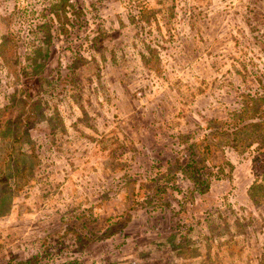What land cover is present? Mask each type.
I'll list each match as a JSON object with an SVG mask.
<instances>
[{
  "label": "rangeland",
  "instance_id": "rangeland-1",
  "mask_svg": "<svg viewBox=\"0 0 264 264\" xmlns=\"http://www.w3.org/2000/svg\"><path fill=\"white\" fill-rule=\"evenodd\" d=\"M5 42L0 264H264L249 152L221 148L207 193L149 197L264 94V0H0Z\"/></svg>",
  "mask_w": 264,
  "mask_h": 264
},
{
  "label": "trees",
  "instance_id": "trees-1",
  "mask_svg": "<svg viewBox=\"0 0 264 264\" xmlns=\"http://www.w3.org/2000/svg\"><path fill=\"white\" fill-rule=\"evenodd\" d=\"M67 3L70 4L69 1ZM59 19L62 20L60 16ZM0 48L5 53L13 50L10 42L0 44ZM241 97V107L230 112L227 120L211 121L209 128L212 133L204 136L201 141L192 142L189 139L183 141V143H188L187 156L184 163L181 160L176 161L177 168L174 172L169 170V173H165L168 171L166 167L159 168L156 173V184L149 194L151 200L162 199V194L166 193L168 189L162 183L168 179L177 181L187 178L193 184L190 186V193H207L212 182L210 177L220 178L223 173L222 165L227 164V162L217 164L216 162L221 158L217 154L221 148L230 147L237 152H249L253 155L255 178L248 194L255 206L264 203V174L258 175L257 172V168H260L259 164L264 168V94L257 92L243 94ZM168 166L170 167L169 164ZM209 167L215 171L209 170ZM141 186L144 187V185ZM146 198L148 197L146 196Z\"/></svg>",
  "mask_w": 264,
  "mask_h": 264
}]
</instances>
